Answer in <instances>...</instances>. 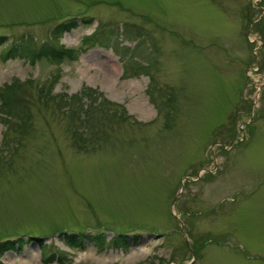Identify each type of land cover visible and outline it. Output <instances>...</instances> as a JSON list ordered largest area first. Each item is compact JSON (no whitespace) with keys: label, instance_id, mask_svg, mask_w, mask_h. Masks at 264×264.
Returning <instances> with one entry per match:
<instances>
[{"label":"rangeland","instance_id":"1","mask_svg":"<svg viewBox=\"0 0 264 264\" xmlns=\"http://www.w3.org/2000/svg\"><path fill=\"white\" fill-rule=\"evenodd\" d=\"M13 83L0 264H41L33 236L62 264H264V0H0Z\"/></svg>","mask_w":264,"mask_h":264},{"label":"trees","instance_id":"2","mask_svg":"<svg viewBox=\"0 0 264 264\" xmlns=\"http://www.w3.org/2000/svg\"><path fill=\"white\" fill-rule=\"evenodd\" d=\"M259 5H261V2H259ZM75 18H68L63 20L62 23L56 25L53 30H52V35L51 38L55 39L56 35H59L61 32H65L75 25ZM85 22H89V20H84ZM261 19L256 20V23H259ZM72 50L64 48L62 45L58 44V42L54 45L48 42L42 43L37 50L31 51L29 54V57L31 60L39 57H45L53 62H59L62 60L64 57L67 58H72ZM150 80V78H149ZM16 84L13 83L12 86H8L7 89L4 90V92L0 91L1 97H7L4 101H1L0 103V112L5 115L3 116H8L9 118L13 115L12 110L14 109L15 105L19 102V99H16L13 101L11 104L9 102L10 97H11V88ZM4 93V94H3ZM101 101H106L105 99ZM100 102V101H99ZM3 117L2 119H4ZM63 240L66 245H68L71 248H77V247H82L83 246V241H95V244L101 248L104 245L108 247H121L125 248L126 243H127V237L128 234H123V233H116L113 236H110L108 240H106L100 233H96L93 236H87L86 234L81 233H70L66 234L63 233ZM136 236V235H134ZM32 240H34L38 244V249H39V261L43 264H49V263H55V264H62L64 260L66 259L65 252L63 250H59L57 247H54L51 249L50 245L43 244L41 243L40 237H30ZM21 238L18 237L14 240H3L0 242V254L3 249H8L12 247V244L14 242H20ZM194 249V246H192ZM173 264H178V263H173Z\"/></svg>","mask_w":264,"mask_h":264}]
</instances>
